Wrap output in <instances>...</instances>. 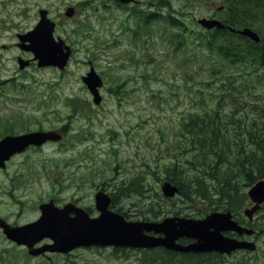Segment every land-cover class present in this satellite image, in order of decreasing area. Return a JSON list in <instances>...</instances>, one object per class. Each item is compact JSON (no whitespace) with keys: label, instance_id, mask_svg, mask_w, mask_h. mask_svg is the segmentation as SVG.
<instances>
[{"label":"rangeland","instance_id":"rangeland-1","mask_svg":"<svg viewBox=\"0 0 264 264\" xmlns=\"http://www.w3.org/2000/svg\"><path fill=\"white\" fill-rule=\"evenodd\" d=\"M166 1L192 27L200 26L198 18L222 19L228 12L226 0H141L140 7L151 10L156 2L165 15ZM68 6L75 7L72 17L65 14ZM41 8L56 21L55 35L73 47L64 70L36 62L23 70L19 66L18 56L29 59L33 53L18 47L17 33L35 27ZM125 9L114 0H0V139L6 133L68 125L64 141L31 147L0 168V217L11 225L36 220L39 204L51 198L61 206L74 202L97 216L99 190L115 192L114 209L130 220L202 218L226 209L219 197L207 204L202 198L166 197L161 189L175 155L186 166L187 154L180 152L188 139L181 135V122L215 108L219 87L209 69L213 56L196 55L187 35L177 34L179 41H174L172 34L181 32L177 26L140 23ZM91 66L104 80L99 105L82 80ZM15 79L18 85L12 83ZM228 103L226 112L233 109L230 99ZM133 178L140 180L136 188L143 187L144 195L126 190ZM239 180L247 191L250 185ZM250 205L249 198L242 202L238 216L244 218L243 208ZM253 225L256 250L199 258L171 257L162 248L112 246L33 256L0 227V264H264V204ZM50 242L45 238L36 245Z\"/></svg>","mask_w":264,"mask_h":264},{"label":"trees","instance_id":"trees-1","mask_svg":"<svg viewBox=\"0 0 264 264\" xmlns=\"http://www.w3.org/2000/svg\"><path fill=\"white\" fill-rule=\"evenodd\" d=\"M226 3L228 12L223 22L235 28L252 27L260 36L259 42L227 28L192 27L180 11L163 15L164 23L181 30L172 34L174 41H179L177 34L187 35L195 43L196 55L213 56L209 69L219 87L213 110L191 114L181 122V135L188 139L180 152L187 154L186 166L174 154L173 165L165 174L167 180L179 186L181 197L202 198L207 204L219 197L226 203L225 210L238 215L237 209L248 199L239 179L251 185L264 178V0H226ZM163 5L170 7L167 1ZM229 99L233 109L226 112ZM128 184V191L142 195L146 192L143 187L136 188L141 184L138 178ZM112 195L116 198L117 194Z\"/></svg>","mask_w":264,"mask_h":264},{"label":"water","instance_id":"water-1","mask_svg":"<svg viewBox=\"0 0 264 264\" xmlns=\"http://www.w3.org/2000/svg\"><path fill=\"white\" fill-rule=\"evenodd\" d=\"M125 1V0H123ZM75 9L69 7L68 16L73 15ZM41 20L36 27L24 34H18L21 42L18 44L25 50L34 53L39 66L52 65L64 69L71 55V47L62 38L56 39L54 29L56 23L47 17V11L42 9ZM199 23L208 29L228 27L235 33L250 37L256 42L260 41L259 34L251 27L237 29L226 26L216 18H201ZM29 43H26V42ZM20 67L24 68L30 60L19 58ZM86 85L94 95L95 103L99 104L102 96L99 88L103 85L102 77L94 67L83 77ZM63 134L56 130L34 131L20 135H7L0 140V166L4 167L14 153L24 150L30 144L41 145L48 140H60ZM162 192L166 197H174L179 193V187L169 180L162 183ZM248 196L253 205L244 209V214L249 221L254 220V215L264 203V178L257 180L248 189ZM96 206L101 211L97 217H91L82 207L73 203L63 208L57 207L53 201L40 205L41 217L31 223L12 226L5 219L0 218V227L5 234L29 247L31 254L37 255L47 249L52 251L69 252L79 246L114 245L125 247H156L180 251H206L231 253L237 249H256L254 241L240 240L226 235L224 232H237L254 234L252 227L242 225L233 213L228 211H214L205 218H192L171 216L162 221H130L118 212L109 209L111 197L104 191L96 194ZM71 211L75 212L72 216ZM163 232L165 236L158 237L149 232ZM183 236L196 239L188 245L178 243ZM45 237H51L54 243L40 248L34 245Z\"/></svg>","mask_w":264,"mask_h":264},{"label":"flooded vegetation","instance_id":"flooded-vegetation-1","mask_svg":"<svg viewBox=\"0 0 264 264\" xmlns=\"http://www.w3.org/2000/svg\"><path fill=\"white\" fill-rule=\"evenodd\" d=\"M115 1V4H117L119 7H122V8H126L129 10V12L131 11H135V12H140L142 13L143 10L141 9L140 7V3H141V0H130L129 2H126V3H123L121 1H118V0H114ZM148 8V6L146 5V9ZM150 8L152 9H158V5L156 2H153L150 4ZM128 12V13H129ZM134 17H137L139 16V14H133ZM50 200H53L54 203L57 205V206H61L59 205L57 201H55L53 198H51ZM63 206V205H62ZM240 221H242V223H245V218L244 219H240ZM249 226V225H248ZM257 233V231H256ZM256 233L252 236H248V235H243L241 237H238L240 239H252L255 237ZM237 235V234H236ZM194 240H184L185 243H191L193 242ZM163 251H167L169 253H171L173 256H183L184 257H187V258H193V257H205V256H210L211 254H216V253H209V252H200V253H194V252H177V251H173V250H168V249H165V248H162ZM222 255H226V254H222ZM203 261H207L206 259H204ZM205 264V263H204Z\"/></svg>","mask_w":264,"mask_h":264}]
</instances>
